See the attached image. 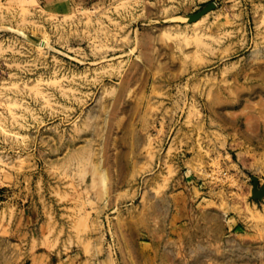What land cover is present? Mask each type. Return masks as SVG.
<instances>
[{"label": "rangeland", "instance_id": "1", "mask_svg": "<svg viewBox=\"0 0 264 264\" xmlns=\"http://www.w3.org/2000/svg\"><path fill=\"white\" fill-rule=\"evenodd\" d=\"M0 264H264V0H0Z\"/></svg>", "mask_w": 264, "mask_h": 264}, {"label": "water", "instance_id": "2", "mask_svg": "<svg viewBox=\"0 0 264 264\" xmlns=\"http://www.w3.org/2000/svg\"><path fill=\"white\" fill-rule=\"evenodd\" d=\"M215 3L214 2H211V3H208L205 7H203L200 11H198L197 13L193 14V15H190L188 17V20L189 22H194L196 20H198L199 18H201L203 15H205L207 12H209L210 10H212L214 7H215ZM254 187L252 189V193L255 197H257V194H256V190H257V179L254 178Z\"/></svg>", "mask_w": 264, "mask_h": 264}, {"label": "bare ground", "instance_id": "3", "mask_svg": "<svg viewBox=\"0 0 264 264\" xmlns=\"http://www.w3.org/2000/svg\"><path fill=\"white\" fill-rule=\"evenodd\" d=\"M205 15H206V14H205ZM203 16H204V15H203ZM203 16H202V17H203ZM199 19H200V18H199ZM202 19H203V18H202ZM200 20H201V19H200ZM198 22H199V21H198ZM198 22H197V23H198Z\"/></svg>", "mask_w": 264, "mask_h": 264}]
</instances>
